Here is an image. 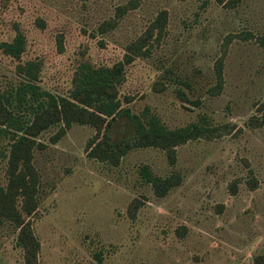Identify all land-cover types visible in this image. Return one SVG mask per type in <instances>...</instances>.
Returning <instances> with one entry per match:
<instances>
[{"label": "rangeland", "instance_id": "rangeland-1", "mask_svg": "<svg viewBox=\"0 0 264 264\" xmlns=\"http://www.w3.org/2000/svg\"><path fill=\"white\" fill-rule=\"evenodd\" d=\"M228 3L0 0V42L15 27L24 37L19 58L0 50V95L28 61L40 90L66 95L80 63L110 66L133 45L140 53L124 66L121 109L146 110L170 129H211L177 145L172 163L147 146L116 165L86 155L92 126L42 130L28 218L37 264H264V0ZM133 131L120 112L108 133L118 140ZM9 141L0 136V185ZM143 164L176 183L155 195L138 175ZM16 232L0 223V264H24Z\"/></svg>", "mask_w": 264, "mask_h": 264}, {"label": "trees", "instance_id": "trees-1", "mask_svg": "<svg viewBox=\"0 0 264 264\" xmlns=\"http://www.w3.org/2000/svg\"><path fill=\"white\" fill-rule=\"evenodd\" d=\"M238 1L216 0L223 4L230 2L231 7ZM14 31L10 41L0 42V50L17 59L23 51L24 37L16 27ZM139 53V48L130 45L123 58L110 66L80 63L66 95L40 90L38 65L28 61L18 68L22 76L18 84L7 95H0V121L8 127H0V136L7 134L10 140L5 154V182L0 185V223L10 222L17 229L15 245L21 250L24 264H37L38 242L28 218L37 206L38 174L32 165V149L40 145L34 138L42 130L59 123L65 127L71 123L92 126L95 132L85 143V153L109 165H116L127 150L147 146L162 149L172 163L177 145L207 136L211 131L205 124L195 122L170 129L156 115L145 113L146 110L135 115L121 109L117 87L123 80L124 66ZM120 112L126 114L134 131L126 138L112 140L109 127ZM62 132L60 129L59 133ZM138 175L157 196L176 183L173 177L154 176L145 164L139 166Z\"/></svg>", "mask_w": 264, "mask_h": 264}]
</instances>
